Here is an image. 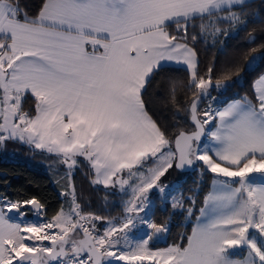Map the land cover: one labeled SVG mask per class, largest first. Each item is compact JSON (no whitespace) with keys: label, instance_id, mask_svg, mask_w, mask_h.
I'll list each match as a JSON object with an SVG mask.
<instances>
[{"label":"snow or ice","instance_id":"snow-or-ice-1","mask_svg":"<svg viewBox=\"0 0 264 264\" xmlns=\"http://www.w3.org/2000/svg\"><path fill=\"white\" fill-rule=\"evenodd\" d=\"M243 2L44 0L30 17L18 3L0 0V145L18 141L54 154L68 169L61 195L72 190L70 206L50 218L35 197L0 196V264H264V73L251 99L214 106L211 96L264 62V44L245 54L235 75L213 84L215 62L202 75L188 40L197 19L245 25L242 11L233 10ZM221 32L215 28L213 39ZM255 40L249 33V42ZM166 63L185 66L186 82L169 80L178 111L177 90L191 93L183 108L191 123L174 132L154 119L143 99ZM29 94L34 110L24 111ZM204 100L210 102L201 110ZM80 157L94 171L93 184L131 189L119 218L83 214L72 183ZM187 168L211 174L212 188L186 244L152 248L169 228L142 215L149 195L165 193L162 178L170 170ZM97 221H107L102 233ZM141 227L144 238L129 243Z\"/></svg>","mask_w":264,"mask_h":264},{"label":"trees","instance_id":"trees-1","mask_svg":"<svg viewBox=\"0 0 264 264\" xmlns=\"http://www.w3.org/2000/svg\"><path fill=\"white\" fill-rule=\"evenodd\" d=\"M11 3L19 5L21 13L26 12L30 17H35L40 11L44 0H11ZM234 11L240 13L241 18L246 20L245 25H237L234 29L222 19L212 21L209 18L197 19L195 28L189 27L188 40L198 52L201 74L206 67L215 62V79H223L225 75H235L237 67H243L245 54L253 47L264 44V0H245L243 6H236ZM220 13L219 17L222 18ZM201 25L204 31H201ZM174 27V26H173ZM222 30L221 34L213 39L215 28ZM228 35H223V31ZM249 33L256 37L255 43L249 42ZM196 35V42H192L191 36ZM165 71L156 75L147 87L143 99L147 108L153 114L161 126L167 127L170 132L176 131V125L188 127V120L183 108L191 99V93L187 90H177L176 100L179 101L178 111L172 96L169 83L170 78L182 79L186 82L185 67L180 65L166 64ZM264 71V62L249 68L248 72L238 83H233L226 90L217 93L211 91V96L216 97L214 106H220L223 102L232 98L254 96L252 85L258 75ZM204 100L200 104L203 110L209 103ZM22 109L34 110V98L30 94L22 99ZM187 121V123H186ZM79 165L72 170V183L76 201L80 204L83 212L99 214L103 217L114 215L123 210L122 202L127 193L116 189H105L102 185L92 183L93 170L84 158H78ZM180 171V170H178ZM183 175L178 178L176 186L181 188L182 207L173 209L168 202L165 205L156 203L152 210V218L155 222L167 223L169 231L162 239L155 240L153 245L165 246L169 244H186V236L190 234L194 219L203 203V197L210 187V175L202 174L197 168L188 171H180ZM68 169L58 161L54 154L46 151L35 150L26 143L8 141L0 145V196L7 195L16 200L19 198L39 199L47 206L46 217H51L60 210L68 201L63 198L60 191L66 190ZM195 199L193 205L191 201ZM193 208L191 215L187 209Z\"/></svg>","mask_w":264,"mask_h":264},{"label":"rangeland","instance_id":"rangeland-1","mask_svg":"<svg viewBox=\"0 0 264 264\" xmlns=\"http://www.w3.org/2000/svg\"><path fill=\"white\" fill-rule=\"evenodd\" d=\"M226 15L223 14V16ZM182 173L178 170H170L168 174H166L165 177L162 178V181H163V184L166 185V191L165 193L161 194L158 192V190H153L150 195H149V205L146 209V212L143 213L142 215H147L148 218L150 219H153L152 218V210L154 209L155 205L157 202H159L162 206L165 205L166 203H170L171 205H173L174 202H176L178 205L182 204V193H181V188L177 187L176 184H177V181H178V178L182 177ZM127 187V186H126ZM119 191H121L119 188H118ZM69 191V195L67 197L63 196L64 199H66V201H68V204L65 205V209H67L69 206H70V203H71V200H72V190L71 189H68ZM64 192L63 190L60 191V194ZM131 192V189H127V193H130ZM129 199V195L127 194V197H125L123 199V202H122V206L124 204V202ZM77 202V201H76ZM78 203V202H77ZM180 207V206H178ZM176 207V208H178ZM173 208V206H172ZM61 209V208H60ZM175 209V208H173ZM123 212L120 211L114 215H111V216H108L107 218L108 219H113V218H119L121 213ZM88 213L90 212H83V214L87 215ZM47 218H50V217H47ZM30 219L32 220H36L37 218L35 216H31ZM118 222V219L117 221ZM97 227L99 228L100 232L102 233L104 228L107 227V221H97ZM145 231L146 229L144 228H137V230H135L134 232H132L129 237H128V242L129 243H136L137 241H139L140 239L144 238V234H145ZM163 238V235L160 236L158 239H154L150 246L152 248H164L166 247L165 246H160V245H153L152 243L155 241V240H159V239H162ZM45 243H48V242H45ZM169 245H172V244H169ZM168 245V246H169Z\"/></svg>","mask_w":264,"mask_h":264},{"label":"crops","instance_id":"crops-1","mask_svg":"<svg viewBox=\"0 0 264 264\" xmlns=\"http://www.w3.org/2000/svg\"><path fill=\"white\" fill-rule=\"evenodd\" d=\"M244 1H245V0H244ZM42 6H43V5H42ZM38 14H39V12H38ZM38 14H37V15H38ZM37 15H36V16H37ZM166 64L177 65V64H175V63H166ZM180 66H183V65H180ZM183 67H185V66H183ZM262 73H264V71H263ZM258 76H259V75H258ZM258 76H257V77H258ZM257 77H256V79H257ZM256 79H255V80H256ZM255 80H254V81H255ZM233 99H240V98H232V99H229L228 101H231V100H233ZM228 101H226V102H228ZM220 106H221V105H220ZM92 179H94V171H93V177H92ZM211 188H212V184H211V181H210V187H209L208 191H210ZM208 191H207V192H208ZM207 192H206V194H207ZM206 194H205V195H206ZM202 206H203V203H202L201 207H202ZM201 207H200V208H201ZM198 215H199V212L197 213L196 216H198ZM195 223H196V217H195V219H194L193 225H194ZM190 233H191V232H190ZM167 246H168V245H166V247H167ZM244 254H245L244 251H238L235 255H237V256H243Z\"/></svg>","mask_w":264,"mask_h":264},{"label":"water","instance_id":"water-1","mask_svg":"<svg viewBox=\"0 0 264 264\" xmlns=\"http://www.w3.org/2000/svg\"><path fill=\"white\" fill-rule=\"evenodd\" d=\"M190 168H187V169H185V170H180V171H188Z\"/></svg>","mask_w":264,"mask_h":264}]
</instances>
